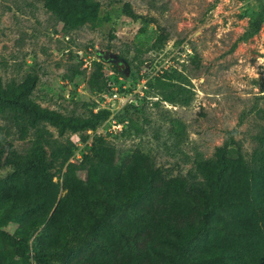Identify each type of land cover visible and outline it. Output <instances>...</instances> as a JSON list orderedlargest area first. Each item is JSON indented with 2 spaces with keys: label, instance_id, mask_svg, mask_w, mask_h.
Here are the masks:
<instances>
[{
  "label": "rangeland",
  "instance_id": "1",
  "mask_svg": "<svg viewBox=\"0 0 264 264\" xmlns=\"http://www.w3.org/2000/svg\"><path fill=\"white\" fill-rule=\"evenodd\" d=\"M97 1L111 21L72 27L43 1L0 0L5 87L37 75L30 97L44 108L86 118L111 107L96 130L64 135L46 121L32 127L13 112L0 114L1 187L20 175L21 185L39 189L43 173L33 169L26 180L7 162L27 160L42 147L57 192L50 224L60 199L86 181L92 165L99 177L109 161L127 164L137 151L164 177L193 186H205L200 162L232 138L249 165L262 160L264 0ZM112 86L129 93L125 104L103 96ZM1 187L0 224L31 244L45 224L29 238L19 186ZM41 239L46 245L50 236ZM7 249L0 243V257Z\"/></svg>",
  "mask_w": 264,
  "mask_h": 264
},
{
  "label": "trees",
  "instance_id": "2",
  "mask_svg": "<svg viewBox=\"0 0 264 264\" xmlns=\"http://www.w3.org/2000/svg\"><path fill=\"white\" fill-rule=\"evenodd\" d=\"M40 1L72 27H98L112 19L97 0ZM37 83V75L8 87L0 79V114L13 112L32 127L46 121L64 135L96 130L110 113L77 118L44 108L30 97ZM261 141L264 147V136ZM4 154L1 148L0 157ZM7 163L26 180L33 169L43 173L39 189L21 185L20 175L0 187L19 186L24 213L30 214L29 238L45 225L30 244L0 224V243L8 248L0 264L30 258L36 264H65L72 258L77 261L70 264H264V155L249 165L233 138L213 159L200 162L205 186L164 177L141 151L127 164L109 161L99 177L92 165L86 181L60 199L50 224L57 192L46 176L43 148L36 147L27 160ZM41 189L45 195L39 196ZM46 234L45 245L41 237Z\"/></svg>",
  "mask_w": 264,
  "mask_h": 264
},
{
  "label": "built area",
  "instance_id": "3",
  "mask_svg": "<svg viewBox=\"0 0 264 264\" xmlns=\"http://www.w3.org/2000/svg\"><path fill=\"white\" fill-rule=\"evenodd\" d=\"M112 85V84H111ZM110 95V96H108ZM103 96L107 97L112 103L115 104H125L128 101L129 93L128 92H120L118 88H114L112 86L111 90L108 92H105ZM107 109H111V107H108Z\"/></svg>",
  "mask_w": 264,
  "mask_h": 264
},
{
  "label": "water",
  "instance_id": "4",
  "mask_svg": "<svg viewBox=\"0 0 264 264\" xmlns=\"http://www.w3.org/2000/svg\"><path fill=\"white\" fill-rule=\"evenodd\" d=\"M106 59H107V57H106Z\"/></svg>",
  "mask_w": 264,
  "mask_h": 264
}]
</instances>
